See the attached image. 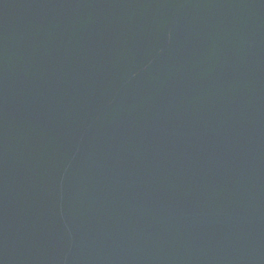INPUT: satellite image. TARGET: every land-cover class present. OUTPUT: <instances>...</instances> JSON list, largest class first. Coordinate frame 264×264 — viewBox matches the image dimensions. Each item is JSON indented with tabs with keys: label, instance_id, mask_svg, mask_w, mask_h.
<instances>
[{
	"label": "water",
	"instance_id": "water-1",
	"mask_svg": "<svg viewBox=\"0 0 264 264\" xmlns=\"http://www.w3.org/2000/svg\"><path fill=\"white\" fill-rule=\"evenodd\" d=\"M0 264H264V0H0Z\"/></svg>",
	"mask_w": 264,
	"mask_h": 264
}]
</instances>
